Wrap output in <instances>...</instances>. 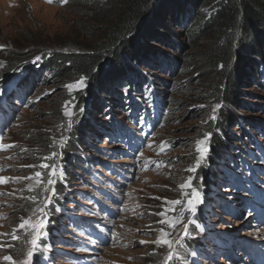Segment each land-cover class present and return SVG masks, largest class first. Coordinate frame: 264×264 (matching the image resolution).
Listing matches in <instances>:
<instances>
[{
  "label": "rangeland",
  "instance_id": "374dc122",
  "mask_svg": "<svg viewBox=\"0 0 264 264\" xmlns=\"http://www.w3.org/2000/svg\"><path fill=\"white\" fill-rule=\"evenodd\" d=\"M98 3L0 0V143L16 145L0 151V176L40 171L44 181L0 185V192L15 190L0 195V233L16 229L18 237L0 236L7 245L0 248V264H11L6 255L27 259L33 233L17 226L21 217L34 223L39 208L46 213V235L37 241L32 264H162L168 250L153 241L160 228L172 230L154 213L171 206L157 198L186 201L178 185L189 177L191 188L184 192L198 190L203 202L195 216L184 214V223L194 221L189 236L182 225L172 231L178 241L172 264H254L249 252L255 244L264 249V47L246 66L236 102L210 95L191 60L201 41L191 42L183 27L174 28L178 38L172 43L151 42L169 66L154 56L153 64L135 63L146 78L139 90L118 81L92 93L85 79L83 89L70 92L64 85L79 78L48 77L45 58L95 39ZM33 50L34 56L15 61ZM128 79L134 84L131 74ZM154 91L163 97L152 98ZM205 134L208 151L195 167L196 142ZM53 151L56 157L43 159ZM41 163L54 164L57 175L50 177ZM49 178L55 183L48 185Z\"/></svg>",
  "mask_w": 264,
  "mask_h": 264
},
{
  "label": "trees",
  "instance_id": "16d2710c",
  "mask_svg": "<svg viewBox=\"0 0 264 264\" xmlns=\"http://www.w3.org/2000/svg\"><path fill=\"white\" fill-rule=\"evenodd\" d=\"M98 1L95 39L77 51L48 53L44 62L49 67L48 77H84L92 93L115 87L118 81L139 90L146 78L135 63L153 64L150 58L154 56L153 59L164 60V66H169L170 62L154 50L151 42L172 43L178 38L174 28L183 27L191 42L201 41V49L191 60H197L210 95L236 102L246 66L255 64L254 58L260 56L264 47V0ZM36 53L33 50L19 54L15 61ZM130 74L134 84L131 79L126 81ZM151 83L148 81L147 86ZM79 95L81 98L82 94ZM158 96L163 97L154 91L152 97ZM228 116L225 112L223 123H228ZM223 123V128H227Z\"/></svg>",
  "mask_w": 264,
  "mask_h": 264
},
{
  "label": "snow or ice",
  "instance_id": "6c2138e0",
  "mask_svg": "<svg viewBox=\"0 0 264 264\" xmlns=\"http://www.w3.org/2000/svg\"><path fill=\"white\" fill-rule=\"evenodd\" d=\"M45 2L48 4L59 3V5L61 7H63L69 3V0H45ZM4 47H5L4 45H0V49H3ZM39 59H40L39 56L36 57V60H39ZM85 86H86V84H85V78L84 77H80L79 79L75 80L74 82L67 83L64 85V87L66 89H68L70 92L73 89H83ZM54 91H55V89L51 90V92H54ZM51 92L47 93V94L51 95ZM69 103H70V101L65 102L64 109H65V115L70 117L72 115V113L67 110ZM201 107H203V105H201ZM219 107H220L219 104L215 105L213 107V112H215L216 109H218ZM211 118L215 119V116H212ZM209 138H210V134H205L203 139H200L196 142L195 151L199 155L196 159L195 167L200 166L201 161L204 159L205 154L208 151V149L206 147V142L209 140ZM14 147H16V145H14V144L0 143V151H7L8 149L14 148ZM149 147H151V145H149ZM166 150H167V148L162 145L160 148V151L163 152ZM21 151H27V150L21 149ZM57 155H58L57 152L53 151L49 156L43 157V159L44 160H51L54 157H56ZM141 155H143V153H141ZM25 167H36V166L35 165H25ZM39 167H41L43 169H50V171H49L50 177H55L57 175V168L54 164L50 165L48 163H41L39 165ZM195 167L188 168V169H186V171L193 172V171H195ZM0 171H2V169H0ZM42 175H43L42 172L36 171L34 173V176L12 177V178L0 176V185L8 184V183L14 182V181L18 182L20 180H33V179H35L37 184H42V183H44V181L42 179ZM191 179L192 178L189 177L188 180H186L185 182L178 185V188L181 190V194L188 196L186 201L182 200V199L167 200L166 198H157V199H164L165 204L170 205L171 207H166L163 211H160L158 213H154L155 215H158V216L163 218L160 221H158V223L167 224L168 227L172 231H175L177 226L182 225L183 235L185 237L190 235L189 225L194 223V221L189 220L188 223H184V214L187 212V213H190L191 216H195V214L197 212L198 205L203 202L202 196L198 190L193 189L188 193L184 192L185 189L191 188ZM46 183L48 185H52L55 183V181L53 179L49 178V179H47ZM31 188H32V185H29V190H31ZM0 195H4V196L15 195V190L12 193L0 192ZM29 199L32 200L33 202H36V200H37L36 197H29ZM177 206H179V207L177 208ZM177 211H178V214L169 217V215H168L169 212L176 213ZM38 213H39V215H37L36 221L34 223L32 222L31 217H27V218L21 217L20 218L21 222L17 226L18 229H24V230L31 229V231L33 233V238L30 241V243L32 245V250H29L27 252V254H26L27 259H25L23 261H15L11 255H6L3 257V259L5 261L11 262V264H32V257L34 255V250L38 249L37 241L39 240V238L42 234L46 235V233L43 232L44 228L46 227V219H44V217L46 216V213L44 211V208H39ZM4 218L5 217H0V219H4ZM158 231L160 232L161 235L155 241H153V243L156 244L158 247H166L168 250L167 255H166L164 261L162 262V264H172V261H174L175 259L178 258V254L176 253L175 247H174L175 244L178 243V241H174L171 239L172 231H165L164 228H160ZM6 235H10L12 237V239H14V240L18 239V237L16 235V229H14L11 233H0V236H6ZM139 243L144 244L146 242L140 241ZM4 247H7V245L0 244V248H4ZM153 254H155V253H153Z\"/></svg>",
  "mask_w": 264,
  "mask_h": 264
}]
</instances>
